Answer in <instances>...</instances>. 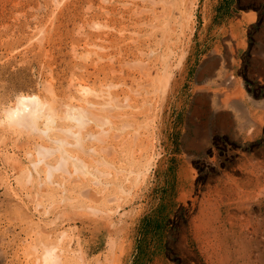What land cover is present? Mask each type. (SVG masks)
<instances>
[{
  "label": "rangeland",
  "instance_id": "374dc122",
  "mask_svg": "<svg viewBox=\"0 0 264 264\" xmlns=\"http://www.w3.org/2000/svg\"><path fill=\"white\" fill-rule=\"evenodd\" d=\"M181 1L0 0V155L22 156L32 171L27 163L32 157L28 161L23 154L34 156L39 145L53 150L46 158L52 165L62 150L78 154L93 167L86 177L71 173L69 179L76 180L67 186L76 192L80 182L81 190L90 195L83 207L94 204L100 209L99 213L91 209L80 219L76 214L58 216L61 210L56 209L44 214L47 198L43 193L37 196L40 188L25 180L26 172L17 176L4 171L9 176L7 187L0 180V250L5 264H39L40 250L34 247L45 237L56 244L57 252L65 249L62 254L69 264L78 261L79 250V264H218L213 247L219 248L223 239L219 220L229 210L228 188L235 194L250 158L264 161V0ZM180 6H186V19L180 17ZM206 61H213L210 72ZM222 74L233 84H218ZM20 95H35L52 105L44 112L53 110V123L37 121L38 127L47 129L43 136L26 129L28 135L24 134L4 119V109ZM237 102L238 106L227 107ZM67 106L81 118L95 113L103 128L94 130L70 120ZM123 112L126 118L115 119V128L106 134L100 131L111 127L104 121L109 114ZM223 113L233 125L230 129L217 126V115ZM246 121L252 126L244 134L237 125ZM66 129L75 133L71 136ZM92 130L100 134L91 137ZM67 161V170L72 171L73 161ZM19 176L24 177L22 182L16 180ZM263 185L252 190L256 196L248 205L249 215L245 210L240 214L259 219L253 246L264 254Z\"/></svg>",
  "mask_w": 264,
  "mask_h": 264
},
{
  "label": "bare ground",
  "instance_id": "6f19581e",
  "mask_svg": "<svg viewBox=\"0 0 264 264\" xmlns=\"http://www.w3.org/2000/svg\"><path fill=\"white\" fill-rule=\"evenodd\" d=\"M149 1V0H148ZM151 1V0H150ZM175 1V0H174ZM183 1V0H182ZM181 1V2H182ZM153 2V1H152ZM151 2V3H152ZM165 2V1H164ZM167 2V1H166ZM188 2V1H187ZM154 3V2H153ZM173 5H174V2H172ZM193 3V2H192ZM168 4V3H167ZM166 4V5H167ZM171 4V6H173ZM176 5V4H175ZM182 5V3H181ZM184 5V4H183ZM194 5V4H193ZM157 6V5H156ZM181 7V6H180ZM186 6H184L183 8L181 7V10H179V13H180V17H184V19H186V17H189V15L186 13L185 11V8ZM192 7V6H191ZM155 8V7H154ZM153 8V9H154ZM160 8V6H159ZM165 8V7H164ZM176 8V7H175ZM142 9V8H141ZM177 9V8H176ZM191 9V8H190ZM164 10V9H163ZM162 10V11H163ZM174 10V9H173ZM151 12V11H150ZM163 13V12H162ZM161 13V14H162ZM165 13V12H164ZM151 14V13H150ZM172 14V13H171ZM157 15V13H156ZM160 15V14H159ZM168 15V14H167ZM175 15V14H174ZM173 15V16H174ZM188 15V16H187ZM161 16V15H160ZM191 17V15H190ZM166 18V17H164ZM174 18V17H173ZM176 18V17H175ZM150 19V18H149ZM179 19V18H178ZM183 19V18H182ZM180 19V21L182 20ZM148 20V19H147ZM159 20V19H158ZM164 20V19H163ZM173 20V19H171ZM149 21V20H148ZM152 21V20H151ZM179 21V20H178ZM174 22V21H173ZM176 22V21H175ZM187 22L184 21V23ZM152 23V22H151ZM155 23V22H154ZM161 23V21H160ZM133 24V23H132ZM149 24V23H148ZM157 24V23H156ZM170 24V23H169ZM168 24V25H169ZM175 24V23H173ZM154 25V24H153ZM180 25H182L180 23ZM171 26H173L171 24ZM151 27V26H149ZM164 27V26H163ZM152 28V27H151ZM162 28V27H161ZM166 28V26H165ZM164 29V28H163ZM168 29V28H167ZM171 29H173L171 27ZM175 29V28H174ZM186 29V28H185ZM146 31V30H145ZM148 31V30H147ZM161 31V30H160ZM228 31V30H227ZM158 32V31H157ZM163 32V30H162ZM159 33V32H158ZM175 33V32H174ZM173 33V34H174ZM177 33V32H176ZM168 34V33H167ZM170 34V33H169ZM172 34V33H171ZM170 34V35H171ZM181 34V33H179ZM165 35V34H164ZM155 36V35H154ZM162 36V35H161ZM148 38V37H147ZM151 39V37H149ZM146 39V38H145ZM149 39V40H150ZM154 39V38H153ZM157 39V38H156ZM163 39V38H162ZM170 39V38H169ZM172 39V38H171ZM178 39V38H177ZM166 40V38H165ZM173 40V39H172ZM176 41V40H175ZM178 41V40H177ZM162 42V41H161ZM173 42V41H171ZM185 42V41H184ZM151 43V42H149ZM174 43V42H173ZM178 43V42H177ZM155 44V43H154ZM164 44V43H163ZM161 45V44H160ZM165 45V44H164ZM163 45V46H164ZM159 46V45H158ZM157 46V47H158ZM175 48L177 45H174ZM146 47V46H145ZM150 47H151V44H150ZM153 47V45H152ZM156 47V48H157ZM138 48H141L140 45ZM148 48V47H147ZM146 48V50H147ZM168 48V47H167ZM145 49V48H144ZM163 49V48H162ZM172 50V48H170ZM142 50V49H141ZM164 50V49H163ZM168 50V49H167ZM174 50V49H173ZM132 51V50H131ZM138 50H136L137 52ZM149 51V50H148ZM157 51V50H156ZM160 51V50H159ZM177 51V50H176ZM141 52V51H140ZM153 52V51H152ZM161 52V51H160ZM163 52V51H162ZM169 52H172V51H169ZM168 52V53H169ZM180 52V51H179ZM145 53V52H144ZM148 54H150L149 52H147ZM175 53V52H173ZM130 54V53H129ZM156 54V53H155ZM171 54V53H169ZM168 54V55H169ZM176 54V53H175ZM160 55V54H159ZM172 55V54H171ZM170 55V56H171ZM155 56V55H154ZM166 56V55H165ZM172 57V56H171ZM177 57V56H176ZM150 58V57H149ZM154 58H158V57H154ZM153 59V58H152ZM159 59V58H158ZM169 59V57H166L165 59V62L166 60ZM163 60V59H162ZM171 60V59H170ZM213 60V59H212ZM140 61V60H139ZM172 61V60H171ZM216 61V60H214ZM136 62V61H135ZM138 62V61H137ZM150 62V61H149ZM148 62V63H149ZM160 62V61H159ZM170 61H168L169 63ZM173 62V61H172ZM176 62V61H175ZM142 63V62H140ZM144 63V62H143ZM151 63V62H150ZM158 63V62H157ZM154 64V63H153ZM167 64V63H166ZM149 65V64H148ZM212 65H213V61H206L204 63V66L205 68H207V72H210L211 68H212ZM137 66V65H136ZM156 66V65H155ZM158 66V65H157ZM163 66V65H162ZM167 66V65H165ZM138 67V66H137ZM149 67V66H148ZM170 66L168 65V68L167 70H169ZM151 68V67H150ZM204 68V67H203ZM145 69V68H144ZM147 69V67H146ZM156 69V68H155ZM161 70V69H160ZM163 70V69H162ZM202 70V69H201ZM153 71V70H152ZM159 71V69H158ZM166 71V70H165ZM151 72V71H149ZM207 72H201V73H207ZM88 73V72H87ZM167 73V72H166ZM147 74V73H146ZM154 74V73H153ZM157 74V73H156ZM165 74V73H164ZM155 75V74H154ZM160 75V74H159ZM158 75V76H159ZM151 77V76H150ZM218 78V81L219 83L218 84H224L226 86H230L233 84V82L230 80L229 77H225L223 74L222 75H218L217 76ZM150 79V78H148ZM124 80V79H123ZM166 80V79H165ZM136 81V80H135ZM177 83V82H176ZM216 83V82H215ZM83 84V83H82ZM166 84V83H165ZM144 85V84H143ZM155 85V84H154ZM78 86V85H77ZM83 86V85H82ZM141 86V85H140ZM218 86V85H217ZM86 87V86H84ZM202 87V86H201ZM76 88V87H74ZM79 89V88H78ZM82 89V88H81ZM107 89V88H106ZM135 89V88H134ZM202 89V88H201ZM84 90V89H83ZM73 91V90H72ZM77 91V90H76ZM80 91V90H79ZM91 91V90H90ZM93 91V90H92ZM50 92V91H49ZM134 92V91H133ZM163 93V92H162ZM173 93V92H172ZM71 94V93H70ZM107 94V93H106ZM88 95V94H87ZM47 96V95H46ZM135 96V95H134ZM67 97V96H66ZM71 97V96H70ZM76 97V96H75ZM126 97V96H125ZM64 98V97H63ZM83 98V97H82ZM116 98V97H115ZM51 100V99H50ZM49 100V101H50ZM124 100V99H123ZM198 100V99H197ZM65 101V100H63ZM89 101V100H88ZM46 101H42L40 100L37 96L35 95H20L16 98V101L13 105L11 106H8L4 109V119L9 123L11 124L12 126H16L17 128H22L21 130L23 132H25L24 134H27L28 133L26 132L27 130H34L35 132L37 133H41L42 136L44 133H46L47 129L46 128H41V127H38L37 125V121L41 120L43 121V125H48L50 122H52V116L55 117L52 112L53 110H51V112H44L45 110V107H46V110L47 109H51L49 107L52 106L51 104L48 103H45ZM55 103V102H54ZM53 103V104H54ZM58 103V102H57ZM86 103V102H85ZM84 103V104H85ZM99 103V102H98ZM96 103V104H98ZM48 104V106H47ZM77 104V102H76ZM87 104V103H86ZM94 104V103H93ZM203 104V103H202ZM231 104V103H230ZM228 104L227 107H235L238 106L239 102L237 103H233V104ZM59 105V103H58ZM57 105V106H58ZM64 105V104H63ZM217 105V106H216ZM225 107H226V103L223 104ZM97 105H94V107H96ZM101 106V105H100ZM215 106L217 108L220 107V105H218L217 103L215 104ZM56 107V106H55ZM55 107H52L53 109ZM62 107V106H61ZM74 107H78L77 109H79V106H75ZM73 106H67V113L66 115H68V118L73 121H81L83 125H87L89 128L92 129V127H94V130H96V128H99L100 127V123H102L101 119L99 118L98 115H96L95 113H88L87 114V117L86 118H81V116L79 115H74V114H71L70 112L68 111H72V110H69V109H73L74 108ZM86 107V106H85ZM83 108L84 110L83 111H86L87 109L86 108ZM93 107V106H92ZM126 107V106H125ZM226 107V108H227ZM60 109V107H58ZM82 108V107H81ZM80 108V109H81ZM154 108V107H153ZM152 108V109H153ZM239 108V107H238ZM86 109V110H85ZM91 109V108H90ZM95 109V108H94ZM137 110V109H136ZM55 111V110H54ZM81 114V110H79ZM100 111V110H99ZM107 111V110H106ZM144 111V110H143ZM88 112V111H87ZM98 112V111H97ZM59 113V112H58ZM57 113V110H56V114ZM113 113V112H112ZM131 112H129L130 114ZM145 113V112H144ZM78 114V113H77ZM98 114V113H97ZM132 114V113H131ZM108 115V114H107ZM106 115V116H107ZM62 116V115H61ZM58 116L60 118H63V116H65L63 114V116ZM137 116V115H136ZM67 117V116H66ZM84 117V116H82ZM117 118H126V113H120L119 115L117 116H114V115H110L108 117H106L104 119V121H109L111 123V127L108 128V129H101L100 131L105 132V134L107 132H110L112 128H115L117 126V123L115 122V119ZM57 119V118H56ZM67 119V118H66ZM129 119V118H127ZM69 120V121H70ZM118 120H121V119H118ZM134 120V119H132ZM40 121V122H41ZM66 121V120H65ZM75 121V122H76ZM126 121V120H125ZM128 121V120H127ZM216 121H217V126L221 129L225 128V129H230L233 125L229 119V116L228 114H219L217 115V118H216ZM245 121V120H244ZM11 122V123H10ZM59 122V121H58ZM142 122V121H141ZM53 123V122H52ZM77 123V122H76ZM109 123V124H110ZM216 123V122H215ZM57 124V123H56ZM55 124V125H56ZM126 124V122H124V125ZM130 124V123H129ZM128 125V123H127ZM49 126V125H48ZM47 126V127H48ZM63 126V125H62ZM252 126V123L250 121H246L244 123H241L240 125H237V128L238 130L242 131L244 134H245V131L249 132V129L247 130V128H250ZM44 127V126H43ZM86 127V126H85ZM137 127V126H136ZM135 127V128H136ZM84 128V127H83ZM87 128V127H86ZM100 128H103V127H100ZM132 128V127H131ZM253 128V127H252ZM24 129H26V131H24ZM59 129V128H57ZM61 129V127H60ZM59 129V130H60ZM124 129V128H123ZM251 129V128H250ZM19 130V131H21ZM56 130V129H54ZM67 131H65L66 133L69 132V133H72V129H66ZM80 130V129H79ZM82 130V129H81ZM92 130V131H94ZM18 131V132H19ZM57 131V130H56ZM88 131V130H87ZM138 131V129H137ZM151 131V130H150ZM75 133V132H74ZM72 133L71 136L74 134ZM152 133V132H151ZM23 134V133H22ZM30 134V133H29ZM68 134V133H67ZM99 131H94V133H90V136H97L99 135ZM150 134V133H149ZM148 134V135H149ZM158 134V133H157ZM76 135V134H75ZM112 138H110L111 140L115 137L114 136V132H112V135L109 134ZM135 135V134H134ZM19 136V135H18ZM26 136V135H25ZM104 136V134L102 135ZM101 136V137H102ZM39 137V136H38ZM58 137V136H57ZM66 137V136H65ZM119 137V136H118ZM40 138V137H39ZM54 139V138H53ZM58 139V138H57ZM127 139V138H125ZM49 140V139H48ZM59 140V139H58ZM73 140V139H72ZM142 140V139H141ZM36 141V140H34ZM41 141V140H39ZM53 143H57V144H60V146H63L64 144L65 145H69L68 142H66L64 140L62 141H57V140H52ZM51 141V142H52ZM110 141V140H109ZM145 141V140H144ZM147 141V140H146ZM75 142V141H74ZM86 142V141H85ZM113 142V141H111ZM125 142V141H124ZM132 142V141H131ZM152 142V141H151ZM195 142V141H194ZM127 143V142H126ZM145 143V142H144ZM149 143V142H148ZM39 144V143H37ZM73 144V143H72ZM99 144V143H98ZM111 144V143H110ZM140 144V143H139ZM151 144V143H150ZM52 145V144H50ZM74 145V144H73ZM77 145V144H76ZM89 145V144H87ZM85 145V146H87ZM75 146V145H74ZM93 146V145H92ZM108 146V145H107ZM122 146V145H121ZM120 146V148H121ZM93 147H96V146H93ZM109 149H112L110 148L111 146H108ZM64 148V147H63ZM74 148V147H73ZM87 148V147H86ZM102 148V147H101ZM152 148V147H151ZM37 152L36 154L33 156L30 152L28 153L27 152V155L23 154L26 159L27 158H31L32 157V160L31 162H27V163H30V166L32 168V171L30 170L29 166L27 164L24 165L23 161L24 160H21V157L19 158L17 155H8V154H4V155H0V161L2 162L1 166L2 168L0 167V169H3L4 167V170L2 171L3 172V175L1 174V171H0V180H1V183L3 184V187H7L8 186V175L4 173V171H9L11 174H14L16 173L17 176L21 174H23L24 172H26V179L30 185L33 184L34 186H37L38 187V190L39 192H36L37 196L39 195V197H41L42 193L44 194V196L47 198V203L45 204L44 206V210H42V212L44 214H50L52 213L53 210H61V212L58 214V216H64V217H69L71 214H76V217H78V219H80V216H85L84 213L85 212H88L90 211L91 209L93 211H98L97 213H99L100 209L97 208V207H93L89 205L91 204H87L88 208L86 209L85 207H83V204L84 201H87L86 198L87 196L90 197L89 193L85 190H81V183L77 182L78 184L76 185L77 186V189H76V192H72L70 191V189L68 188L69 186L68 183L69 181L72 182L76 180V178H78V176L76 174H79L80 173V177H84L85 176V173L88 172V163H86V160H83L81 159L80 157H78V154L76 155H71L67 152V149L65 150H62V155L59 157V160L56 164L52 165V163L50 161H47V157L50 156V154L53 153V150L51 148H49V146H44V145H39L37 148ZM58 151V149H60L59 147L57 148H54ZM83 149V148H82ZM91 149L88 148L86 151H89ZM98 149V148H97ZM100 149V148H99ZM96 150V149H94ZM32 151V150H31ZM56 151V152H57ZM61 151V150H60ZM92 152H94L93 150H91ZM100 150L98 151H95L94 153H97L99 152ZM101 151H104V150H101ZM33 152V151H32ZM72 152H74V150H72ZM85 152V150H84ZM106 152V151H104ZM34 153V152H33ZM55 153V152H54ZM60 153V152H59ZM58 153V154H59ZM139 153V152H138ZM151 153V152H150ZM261 153V152H260ZM19 154V153H18ZM104 154V153H103ZM124 154V152L122 153ZM137 154V153H136ZM141 154V153H139ZM54 155V154H53ZM80 155V154H79ZM85 155V154H84ZM133 155V154H132ZM262 156H264L263 154H261ZM59 156V155H58ZM83 156V155H82ZM137 156V155H136ZM2 157V158H1ZM86 157V156H85ZM91 157V156H89ZM100 157V156H99ZM105 157V156H103ZM112 157H114L112 155ZM130 157V156H129ZM135 157V156H134ZM132 157V158H134ZM56 158V157H55ZM72 160L73 161V170H67V165H69L68 161L67 160ZM92 158V157H91ZM94 158V157H93ZM97 158V157H96ZM137 158V157H136ZM3 159V160H2ZM49 159V158H48ZM140 159V158H139ZM253 158H250L249 160V170H248V173L245 174L243 176V178L240 180V184L239 186H237V190H235V194H233V190L231 189V187L228 188V190L230 191V194H229V198H228V202H226V206L229 207V210H235L236 212H229L227 211V213L225 214V216L223 218H221L219 220V223L221 224L220 226L222 227V240H220V244H219V248L218 247H213L214 249V261L215 262H218V264H223V260H226V263L227 264H264V254L256 248V246H253L255 244H253L255 242V238L253 236H255L256 234V231L258 230V227L257 226H260L261 223L259 222V219H256L251 216H248L249 215V211L250 209L248 208V205L250 204L251 202V199H254L253 198V194L256 193L254 192L253 193V189L256 188L257 186L261 185L262 183L264 184V161H258V162H253L252 160ZM28 160V159H27ZM100 160V159H99ZM98 160V161H99ZM103 160V159H102ZM111 160V159H110ZM130 160V159H128ZM138 160V159H136ZM150 160V159H149ZM29 161V160H28ZM53 161V160H52ZM124 161V160H123ZM122 161V162H123ZM131 161V160H130ZM135 161V160H134ZM90 162V161H89ZM96 162L97 166H101V162ZM136 162V161H135ZM54 163V162H53ZM148 163V162H147ZM93 164V163H92ZM109 164V163H108ZM136 164V163H135ZM80 165V166H79ZM95 166V165H94ZM96 166V167H97ZM148 166V165H146ZM85 167H87V169H85ZM93 167V166H92ZM91 167V168H92ZM108 167V166H106ZM105 167V168H106ZM136 167V166H135ZM90 168V169H91ZM101 168V167H100ZM131 168V166H130ZM94 169V168H93ZM120 169V168H119ZM149 169V168H148ZM95 171H98L100 172V175L102 174V171H99L97 168L94 169ZM101 170V169H100ZM136 170V169H135ZM59 172L58 175H54L53 173L54 172ZM43 173L42 175L43 176V179L39 177V175L41 173ZM104 172V171H103ZM139 172V171H138ZM146 172V170H145ZM9 173V174H10ZM40 173V174H39ZM75 174L77 177L76 178H71L69 179L70 177V174ZM109 173V172H108ZM107 173V174H108ZM123 173V172H121ZM120 173V174H121ZM129 173V172H128ZM144 173V172H143ZM98 174V173H97ZM105 174V173H103ZM135 174V173H134ZM139 174V173H138ZM146 174V173H145ZM2 175V176H1ZM60 175V176H59ZM99 175V174H98ZM128 175V174H127ZM19 176V178H20ZM25 176V175H24ZM124 176V175H123ZM130 176V175H129ZM12 177H15V176H12ZM72 177V175H71ZM86 177V176H85ZM101 177V176H100ZM104 177V175L102 176ZM106 177V175H105ZM23 180H24V177H22ZM17 179L16 180H20L21 179ZM99 178V177H98ZM10 179V178H9ZM106 179V178H105ZM118 179V178H117ZM13 180V179H11ZM15 180V179H14ZM13 180V181H14ZM15 180V182H16ZM22 180V181H23ZM80 180V179H78ZM77 180V181H78ZM83 180V179H82ZM82 180H80L82 182ZM104 180V179H103ZM121 180V179H120ZM19 181V182H20ZM21 181V182H22ZM27 181H24V182H27ZM234 181V180H233ZM14 182V183H15ZM88 182V181H87ZM128 182V181H127ZM239 182V181H238ZM10 183V182H9ZM18 184V183H17ZM22 184V183H21ZM70 184V183H69ZM11 185V184H10ZM20 185V184H18ZM116 185V184H115ZM230 185V184H229ZM28 186V185H26ZM71 186V185H70ZM99 186V185H98ZM264 186V185H263ZM1 187V186H0ZM73 187V186H72ZM83 187V186H82ZM110 187V186H109ZM74 188V187H73ZM72 188V190H73ZM258 188V187H257ZM3 189V188H2ZM14 189V188H13ZM31 189H32V186H31ZM37 189V188H36ZM35 189V190H36ZM89 189V188H88ZM264 188L262 187V190ZM28 190V189H27ZM30 190V189H29ZM28 190V191H29ZM100 190V189H99ZM1 191V189H0ZM25 191V189H24ZM23 191V192H24ZM37 191V190H36ZM75 191V190H74ZM94 191V190H93ZM14 192V191H13ZM16 192V191H15ZM32 192V191H31ZM30 192V193H31ZM111 192V191H110ZM2 193V192H1ZM4 193V192H3ZM28 193V192H27ZM6 194V193H5ZM8 194V193H7ZM32 194V193H31ZM30 194V195H31ZM35 194V193H34ZM41 194V195H40ZM91 194V193H90ZM10 195V193H9ZM14 195V193H13ZM12 195V196H13ZM22 195H25L24 193ZM255 195V194H254ZM258 195V194H257ZM11 196V195H10ZM110 196V195H109ZM256 196V195H255ZM259 196V195H258ZM6 197V196H5ZM109 198V197H108ZM14 199V198H13ZM17 199V198H16ZM15 199V200H16ZM24 199V198H23ZM84 199V200H83ZM27 200V199H26ZM25 200V201H26ZM105 200V199H104ZM130 200V199H129ZM18 201V200H17ZM102 201V200H101ZM112 201V200H111ZM254 201V200H253ZM260 201V200H259ZM44 202V201H43ZM90 202V201H88ZM118 202V201H117ZM129 202V201H128ZM4 203V202H3ZM97 203V202H96ZM95 203V204H96ZM102 203V202H101ZM12 204V203H10ZM9 204V205H10ZM15 204V203H14ZM99 204V203H98ZM108 204V203H107ZM19 205V204H18ZM23 205V204H22ZM39 205V204H38ZM17 206V205H16ZM42 206V207H43ZM97 206V204L95 205ZM20 208V206H18ZM24 207V206H23ZM41 207V208H42ZM92 207V208H91ZM100 208L102 207V211H104L103 209V206H99ZM257 207H258V210H260L261 208V203L258 202L257 204ZM3 208V207H2ZM1 208V209H2ZM5 208H3L4 210ZM25 209V208H24ZM2 210V211H3ZM241 210H245L246 211V214H248L247 216H244V215H241L240 212H242ZM77 211V212H76ZM107 211V210H106ZM19 212V211H18ZM7 213V212H6ZM13 213V212H12ZM16 213V211H15ZM27 213V212H26ZM38 213V212H37ZM91 213V212H90ZM125 213V212H124ZM256 213V212H255ZM5 214V213H4ZM39 214V213H38ZM18 215V214H17ZM78 215V216H77ZM251 215V214H250ZM3 216V215H2ZM27 217L29 216L28 214L26 215ZM32 216V215H31ZM106 216V215H105ZM24 217V216H22ZM93 217V216H92ZM120 217V216H119ZM264 217V216H263ZM262 217V218H263ZM12 218V217H11ZM25 218V217H24ZM60 218V217H59ZM259 218V217H258ZM215 221V220H214ZM1 222V221H0ZM31 222V221H30ZM1 224V223H0ZM32 224V223H31ZM14 226V225H13ZM12 227V226H11ZM47 228V227H46ZM216 230V229H215ZM214 230V231H215ZM212 231H213V228H212ZM64 232V231H63ZM262 232V231H261ZM47 233V232H46ZM212 233V232H211ZM31 234V232H30ZM34 234V232H33ZM36 234V233H35ZM45 235V234H44ZM64 234L62 233L60 236L62 237ZM214 235V234H213ZM212 235V236H213ZM37 236V235H36ZM40 236V235H39ZM50 236V235H49ZM211 236V237H212ZM215 237V236H214ZM0 239H1V236H0ZM6 239V238H5ZM61 239V238H60ZM2 240V239H1ZM37 241V240H36ZM210 241V240H209ZM41 242V245L38 246V243H37V246L34 247L35 251H39L40 250V254H39V257H36L38 258V260L40 262H38L39 264H69V262L67 261V256L62 254L65 249L63 250L62 253H59L57 252L56 250V244H49L48 243V239L47 237H45L44 240H40ZM2 243V241L0 242V244ZM35 243V241H34ZM51 243V242H50ZM113 244V243H111ZM4 245V243H3ZM60 245V244H58ZM63 245V244H62ZM61 245V246H62ZM2 246V244H1ZM60 246V251H61V247ZM106 246V245H105ZM4 248V247H3ZM39 249V250H38ZM59 249V248H58ZM79 250V249H78ZM221 251V252H218V251ZM4 251V250H3ZM213 251V250H212ZM110 252V251H109ZM5 253V252H4ZM39 253V252H38ZM37 253V255H38ZM66 253V252H64ZM79 255L77 256V259L78 261L74 264H79V262L82 261V250H79L78 251ZM62 254V256H61ZM8 256V255H7ZM72 256V255H71ZM112 256V255H110ZM119 256V255H118ZM9 257V256H8ZM12 256L10 255L9 258H11ZM34 257V256H33ZM114 257V256H113ZM5 258L6 256L2 254L1 250H0V264H5ZM76 258V257H75ZM112 259V258H111ZM8 260V259H7ZM16 260V259H15ZM98 261V260H97ZM112 261V260H111ZM10 262V261H9ZM24 262V261H23ZM20 263V262H19ZM34 263V262H33ZM36 263H37V260H36ZM71 263V261H70ZM98 263V262H97ZM224 263V264H226ZM16 264V263H15ZM73 264V263H72ZM216 264V263H215Z\"/></svg>",
  "mask_w": 264,
  "mask_h": 264
}]
</instances>
